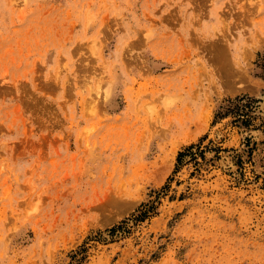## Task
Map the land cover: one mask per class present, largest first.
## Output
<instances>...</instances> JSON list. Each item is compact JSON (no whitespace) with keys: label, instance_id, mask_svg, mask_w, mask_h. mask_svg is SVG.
Instances as JSON below:
<instances>
[{"label":"rangeland","instance_id":"obj_1","mask_svg":"<svg viewBox=\"0 0 264 264\" xmlns=\"http://www.w3.org/2000/svg\"><path fill=\"white\" fill-rule=\"evenodd\" d=\"M263 54L264 0H0V264H264Z\"/></svg>","mask_w":264,"mask_h":264},{"label":"trees","instance_id":"obj_2","mask_svg":"<svg viewBox=\"0 0 264 264\" xmlns=\"http://www.w3.org/2000/svg\"><path fill=\"white\" fill-rule=\"evenodd\" d=\"M259 65L264 69V54L262 55V57H261V63H259ZM262 76H263V78H264V73L263 74H261ZM255 99L254 98H251V97H249V98H247V101L249 102V101H254ZM247 102V103H248ZM247 105V104H246ZM226 111H229L228 110V108L226 109ZM225 113V112H224ZM190 146V145H189ZM188 146V147H189ZM183 154V152H178V155H177V157L179 158V156H181ZM145 213V211L144 212H140L139 214H136L135 216H137V217H142V215Z\"/></svg>","mask_w":264,"mask_h":264},{"label":"bare ground","instance_id":"obj_3","mask_svg":"<svg viewBox=\"0 0 264 264\" xmlns=\"http://www.w3.org/2000/svg\"><path fill=\"white\" fill-rule=\"evenodd\" d=\"M179 113V112H178ZM187 113V112H186ZM182 114V113H181ZM191 114V113H190ZM175 115H177V113L175 114ZM187 115V114H186ZM185 114H184V116H186ZM182 117H183V115H182ZM184 118V117H183ZM187 118V117H186ZM187 120H188V118H187ZM53 122V121H52ZM175 122V121H174ZM176 123V122H175ZM178 126V125H177ZM46 135V134H45Z\"/></svg>","mask_w":264,"mask_h":264}]
</instances>
